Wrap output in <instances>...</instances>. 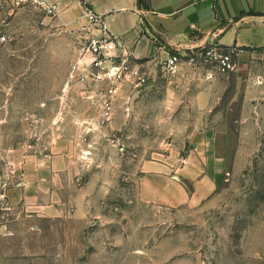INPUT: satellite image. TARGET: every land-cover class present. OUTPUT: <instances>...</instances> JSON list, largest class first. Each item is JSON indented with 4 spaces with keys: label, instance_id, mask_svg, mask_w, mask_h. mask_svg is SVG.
Instances as JSON below:
<instances>
[{
    "label": "rangeland",
    "instance_id": "obj_1",
    "mask_svg": "<svg viewBox=\"0 0 264 264\" xmlns=\"http://www.w3.org/2000/svg\"><path fill=\"white\" fill-rule=\"evenodd\" d=\"M74 21L31 5L2 17L9 40L0 47V221L19 213L2 208L24 160L69 148L80 163L77 184L91 182L97 201L74 224L65 259L51 264H264V54L214 44L232 56L227 72L192 45L166 49L179 54L174 70L163 63L169 55L136 59L149 81L126 87L103 123L99 100L72 77L89 29ZM204 143L228 163L215 208L182 216L140 201L142 161L181 162ZM41 227L54 257L63 226Z\"/></svg>",
    "mask_w": 264,
    "mask_h": 264
},
{
    "label": "crops",
    "instance_id": "obj_2",
    "mask_svg": "<svg viewBox=\"0 0 264 264\" xmlns=\"http://www.w3.org/2000/svg\"><path fill=\"white\" fill-rule=\"evenodd\" d=\"M54 1L62 16L74 24L76 19L87 22L84 7H92L137 60L157 54L163 58L169 55L166 49L180 51L189 45L200 50L215 44L264 54V0H145L146 8L139 0ZM211 149L210 143L190 149L181 162L176 155L142 161L140 201L176 210L182 216L215 208L229 171L225 157ZM79 165L69 148L24 160L19 184L9 190L2 208L19 213L0 221V264H51L65 259L74 224L85 223L89 207L97 201L91 182L77 184ZM43 222L63 226L62 251L54 257H47L40 240ZM4 240L9 244L16 240L15 245L3 246Z\"/></svg>",
    "mask_w": 264,
    "mask_h": 264
},
{
    "label": "built area",
    "instance_id": "obj_3",
    "mask_svg": "<svg viewBox=\"0 0 264 264\" xmlns=\"http://www.w3.org/2000/svg\"><path fill=\"white\" fill-rule=\"evenodd\" d=\"M31 5L49 16L60 13L58 4L54 0H0V47L8 43L9 36L4 15L11 16L16 10ZM84 14L89 21L86 46L82 59L74 68L73 75L78 83L90 94L97 98L102 108L103 123L109 122L114 114L117 98L126 87L142 86L149 81V77L141 69L140 64L130 52L123 49L121 39L111 34L104 18L92 7L85 5ZM218 47L207 45L199 51L208 60L215 59L221 72L232 68L231 54L218 53ZM237 51V50H231ZM180 62L179 54H169L163 60L166 68L175 69Z\"/></svg>",
    "mask_w": 264,
    "mask_h": 264
},
{
    "label": "trees",
    "instance_id": "obj_4",
    "mask_svg": "<svg viewBox=\"0 0 264 264\" xmlns=\"http://www.w3.org/2000/svg\"><path fill=\"white\" fill-rule=\"evenodd\" d=\"M139 2L141 3V5H142L143 7H145V8H146V3H145V0H139Z\"/></svg>",
    "mask_w": 264,
    "mask_h": 264
}]
</instances>
